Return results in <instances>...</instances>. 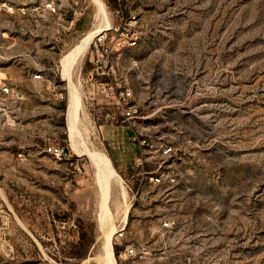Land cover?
I'll list each match as a JSON object with an SVG mask.
<instances>
[{
	"label": "rangeland",
	"instance_id": "obj_1",
	"mask_svg": "<svg viewBox=\"0 0 264 264\" xmlns=\"http://www.w3.org/2000/svg\"><path fill=\"white\" fill-rule=\"evenodd\" d=\"M100 1L83 2L74 44L42 58L54 70L49 82L22 75L26 56L0 63L25 91L10 121L0 122V220L9 224L15 264H98L90 152L107 158L131 206L109 236L116 264H264V0H130L122 13L135 16L138 44L118 65L137 61L126 75L137 109L128 121L121 108L86 98L88 47L67 79L60 74L72 48L119 24L114 0ZM4 24L16 42L9 56L44 46L26 20L6 16ZM70 82L83 103L75 146L66 123ZM47 140L71 159L45 154ZM130 248L135 257L126 256Z\"/></svg>",
	"mask_w": 264,
	"mask_h": 264
},
{
	"label": "built area",
	"instance_id": "obj_2",
	"mask_svg": "<svg viewBox=\"0 0 264 264\" xmlns=\"http://www.w3.org/2000/svg\"><path fill=\"white\" fill-rule=\"evenodd\" d=\"M69 6H63L61 0H0V63L13 60L20 64L25 56L30 63L20 64L23 69L22 75L32 81H47L45 79L49 71H54L49 65L42 62L53 56H60L61 52L74 44L79 33L76 24L85 14L88 5L84 6L87 0H70ZM130 0H114V14L120 17L116 26L96 34L87 49V68L83 73L82 82L86 88V98L94 106L121 108V115L128 121L136 116L137 109L129 104L132 92L128 86L127 73L137 66V61L132 58L123 59L121 71L118 69L119 60L124 58L126 50L135 48L138 44V35L134 31L136 18L133 15L124 17L123 10L128 9ZM84 2V3H83ZM6 16L16 20H26L39 29L36 34L30 32L35 38V44L43 40L44 46L41 50L16 53L11 56L8 52L16 45L11 30L4 24ZM51 19L53 21L51 22ZM121 74L120 82H117V75ZM25 98V91L13 80L5 66L0 64V122L6 123L14 116L15 111L20 107ZM42 151L58 161H68L71 155L68 148L50 140L44 142ZM171 151L166 148L163 152ZM18 158L24 154L19 152ZM76 174L81 175L82 170L74 167ZM166 182L172 184L175 179L172 175L165 176ZM162 176H152L150 181L162 182ZM173 222H164L163 226L171 228ZM10 228L8 222L0 220V264H15L16 249L9 244ZM2 253V254H1ZM126 256L135 257L133 248L126 250Z\"/></svg>",
	"mask_w": 264,
	"mask_h": 264
},
{
	"label": "bare ground",
	"instance_id": "obj_3",
	"mask_svg": "<svg viewBox=\"0 0 264 264\" xmlns=\"http://www.w3.org/2000/svg\"><path fill=\"white\" fill-rule=\"evenodd\" d=\"M94 5H97V3H94ZM89 44L86 40L82 44L72 48L61 59L60 74L63 80L67 79L72 66L80 59L79 56L86 50ZM73 84L70 82L67 89L66 123L71 132V145L75 146L74 132L77 130L78 112L83 110V103L76 89L78 87H75ZM88 157L95 172V198L97 200L95 206H97V224L101 229V254L97 258V262L98 264H116L109 236L115 232L113 227L114 222L118 221L119 224L126 222L127 214L131 206L127 200L125 189L123 187H117L119 177L115 174L107 158L99 153L93 152H90Z\"/></svg>",
	"mask_w": 264,
	"mask_h": 264
},
{
	"label": "crops",
	"instance_id": "obj_4",
	"mask_svg": "<svg viewBox=\"0 0 264 264\" xmlns=\"http://www.w3.org/2000/svg\"><path fill=\"white\" fill-rule=\"evenodd\" d=\"M80 21H81V20H80ZM80 21H78L77 24H76V29H77V30H79V27H80V24H81ZM33 28L35 29L33 32H34V34H36V33L38 32L39 29L35 28V26H34ZM78 32H81V30H79ZM78 43H79V42H78ZM78 43H77V44H78ZM77 44H76V45H77ZM115 161H117V160H115ZM135 166H138V163H137V162L135 163Z\"/></svg>",
	"mask_w": 264,
	"mask_h": 264
},
{
	"label": "trees",
	"instance_id": "obj_5",
	"mask_svg": "<svg viewBox=\"0 0 264 264\" xmlns=\"http://www.w3.org/2000/svg\"><path fill=\"white\" fill-rule=\"evenodd\" d=\"M110 1H113V0H110ZM112 162V161H111Z\"/></svg>",
	"mask_w": 264,
	"mask_h": 264
}]
</instances>
